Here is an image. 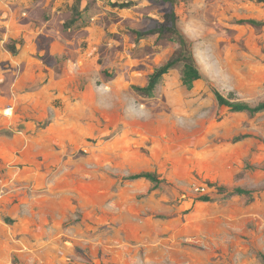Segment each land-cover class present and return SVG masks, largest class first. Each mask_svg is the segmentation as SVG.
<instances>
[{"label":"rangeland","instance_id":"rangeland-1","mask_svg":"<svg viewBox=\"0 0 264 264\" xmlns=\"http://www.w3.org/2000/svg\"><path fill=\"white\" fill-rule=\"evenodd\" d=\"M171 9L202 77L140 95L177 45L136 31ZM242 19L264 2L0 0V264H264V111L215 96L264 101V27ZM144 171L160 185L125 178Z\"/></svg>","mask_w":264,"mask_h":264},{"label":"trees","instance_id":"trees-1","mask_svg":"<svg viewBox=\"0 0 264 264\" xmlns=\"http://www.w3.org/2000/svg\"><path fill=\"white\" fill-rule=\"evenodd\" d=\"M170 4H174L176 0H164ZM264 2V0H257ZM114 6L120 8H127L131 5L129 1L126 2H113ZM178 15L171 9L166 15V22L159 24L155 29L141 32L136 31L138 36H145L148 34H157L159 39L167 40L177 45L171 56L159 67H157L148 77L147 84L143 87L134 86V89L140 95L152 97L156 87L161 82L163 76L171 70H177L180 74L182 85L188 90L194 88L195 82L201 79L202 74L195 62L193 54L192 42L189 38L180 30L177 24ZM240 23L251 24L256 27H264V21L256 19H242ZM215 96L220 105L227 106L232 112H248L250 114H256L264 111V101L259 102L256 105H250L244 101H234L230 96H224L219 91H215ZM128 180H140L145 179L159 186L162 182L155 172L144 171L135 173L125 177ZM210 186L214 187L219 194L224 195L225 198H231L233 196H244L252 200L254 198V190L243 187L228 188L224 185L217 183H210ZM201 201H212L214 197L209 195H202L199 197ZM264 259V256H263Z\"/></svg>","mask_w":264,"mask_h":264}]
</instances>
